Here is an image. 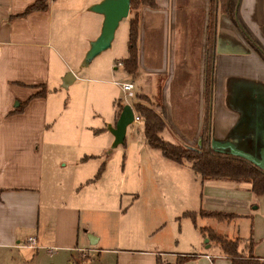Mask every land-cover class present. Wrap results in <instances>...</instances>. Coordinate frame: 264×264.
Wrapping results in <instances>:
<instances>
[{"label":"crops","instance_id":"obj_1","mask_svg":"<svg viewBox=\"0 0 264 264\" xmlns=\"http://www.w3.org/2000/svg\"><path fill=\"white\" fill-rule=\"evenodd\" d=\"M34 1L0 0V264H40L43 250L53 260L68 264L92 263L90 252H96L100 258L106 252L111 253L116 264H174L183 256L186 258L181 264H216L215 257L229 264L218 247L211 248L213 242L201 240L206 237L195 230L196 223L191 224L194 231L185 237L188 244L197 247L194 252L172 250L177 249L176 244L174 248L170 245L172 238L184 236L180 227L176 232L170 231L164 249L150 248L146 243L134 244L137 245L134 248L98 246L113 237L94 230L91 221L85 218L86 213L97 212L101 226L99 213L106 208V198H116L124 191L133 193L123 188L124 182L130 183L129 179L124 181V170L112 169L116 154L111 150L118 146L112 147L114 137L110 132L119 115L116 102L113 117L106 122L108 128L101 124L74 126L76 140L71 145L65 144L74 154L68 159L59 158L65 160L62 165L50 157L46 148L56 149L61 145L49 127V121L56 120L57 107L56 98L50 100L48 95L49 86L55 96V83L62 85L61 77L55 83L52 77L54 64L61 62V52L54 43V27L62 24L60 21L66 13L79 14L101 0H47L45 10L18 16ZM154 1L155 8L144 5L136 11L138 73L132 76L125 72L137 80V84L131 81L135 92L149 97L157 112L164 110L165 128L161 137L182 147H195L205 114L203 85L209 0ZM238 14L264 48V0H239ZM87 17L92 24L82 43L86 49L88 42L99 35L103 20L95 12ZM78 29L81 34L80 21ZM73 79L63 83L67 86ZM42 86L45 94L31 97ZM227 95L234 101L232 105L225 104ZM254 102L256 111L249 104ZM208 134L211 139L230 141L257 155L264 151V58L221 12L216 14ZM125 139L122 144L126 157L132 146ZM148 148L158 150L150 147L146 139L140 140L138 174L141 176L142 166H146L147 178L143 174L142 180L147 179L151 186L140 189L134 200L172 197V190L161 188L162 182L170 186L172 180L179 183V198L183 202L190 200L197 207L196 212L224 211L251 218L257 209V204L253 207L251 204L254 200L258 202L259 196L252 197L249 183L200 180L188 164L175 163L160 150L161 155H155ZM102 163L104 170L94 179ZM154 163L168 170L167 178L164 171L162 176L156 175L152 169ZM60 171L67 172V177L56 181ZM112 184L115 185L110 187ZM30 237L35 241L29 242ZM254 247L253 255L264 258ZM49 248L54 251H48ZM74 252L85 258L78 262Z\"/></svg>","mask_w":264,"mask_h":264},{"label":"rangeland","instance_id":"obj_2","mask_svg":"<svg viewBox=\"0 0 264 264\" xmlns=\"http://www.w3.org/2000/svg\"><path fill=\"white\" fill-rule=\"evenodd\" d=\"M86 6L84 5V8ZM89 7L88 10H83L79 14L74 13L69 15L66 13L60 21L62 24L58 23L54 27V43L57 50L61 52V62L58 60L59 63L54 64V68L52 69L55 70H52V75H54L52 77L55 79L53 80L54 83L61 77L62 85H60L61 82L60 84L55 83L54 86L57 88L55 96H52L51 85L49 86L50 91H47L48 95L50 94V100L56 98L55 101L57 102L55 111L56 120L49 121V127L50 129L53 128L54 135L57 136V144L61 145L56 147V149L53 147L46 148V152L50 154V157L58 160L57 164L60 165L65 160H59V158L68 159L70 155L74 154L71 147H65V144L71 145L76 140L77 130L74 128L75 125L101 124V126L108 128V123L106 122L113 117L115 102H119L123 106L131 104L134 101V94L133 96L125 97L126 92L123 90L121 83L126 81L133 82L134 80L137 84V80L127 75L123 66L118 64V61H121L127 55L126 42L130 17L128 15L119 22L110 47L95 56L87 65H83L89 47L86 49L82 43H84L89 32V27L92 24L87 17L92 12L89 10ZM130 13L132 15V12ZM79 21L82 24L81 34L78 33ZM75 25H77L76 29H74ZM68 73H72L74 79L72 82L67 83L69 85L66 86L63 80L65 81ZM133 92H135V89H133ZM233 102V100H229L227 95L225 104L232 105ZM249 104L251 107H256L255 102ZM254 110L256 111V108ZM127 128L125 141H128L132 148L130 147L131 150L128 151V156L126 157L124 155L125 146L123 144L112 148L113 155L116 154L112 162V169L113 171L124 170V181L129 179L130 183L125 184L124 182L123 188L124 190H133V193L125 194L127 192L124 191V194L116 198H106V208L99 213V218L102 220L101 226L99 225L100 219H97V212L89 210L86 213L85 218L91 221L95 228L94 230H99L98 232L105 235L111 234L113 237L108 242L99 243L98 246L134 248L137 246L134 244L141 243L144 246V243H146L150 248L159 247L164 249L166 248V241L170 231L176 232L180 227L184 236L180 237V239L176 236L172 238L170 245L173 248L174 244L177 246V249L172 250L184 253L194 252L197 250V247L195 248L192 247L193 245L188 244L185 241V237L186 233L188 235L190 231H194L191 224L194 226L196 223L197 227L195 230L198 229V231V226H210L215 232L224 235L228 239L238 238L245 241L251 238L256 245L254 249L259 254H264V193L259 195L258 202L255 200L252 202L251 207L257 204V209L253 211L251 218L242 213H235L237 216L231 219L218 221L211 217L195 215L194 224L189 217L182 216V213L180 214L182 210L183 212H196L197 207L190 200L183 202L179 198L181 191L178 189L179 183L177 182L173 183L170 180V186H168V183H164L165 181L162 182V191L172 190L170 191L172 197L161 200L160 198L149 200L142 197L140 200H134L133 197L137 193L139 194L140 189H150L151 185L147 179L142 180L143 174L147 178L146 166H142L143 174L141 176L138 174L139 167L141 166V158L139 157L141 151L137 148L140 140H145L143 125L131 123ZM53 130H49L48 133H52ZM256 137H258V133ZM150 151L155 155H161L159 149H150ZM145 160L144 158L143 161ZM152 169L156 171L157 176L158 173L162 176L164 171L165 178L168 177V170L162 169L161 164L154 163ZM66 177L67 172L60 171L56 177V181H63ZM114 185L112 184L110 187ZM252 197L256 199L257 196L253 195ZM91 209L94 210V208ZM82 232L84 234L83 227L81 228ZM204 239L206 238H202L201 240L203 241ZM175 240L176 243L174 242ZM178 241L179 243L177 244ZM211 248H217V246L211 244ZM48 251L54 250L49 248ZM256 251L254 252L256 253ZM41 252L43 253L41 256L43 262L40 264H68L64 260H53V256L50 257L49 254H46L47 250ZM74 256L78 262L85 258L79 254L77 255V252H74ZM88 257L93 261L90 264H116L114 255L108 252L104 253L102 258L98 257L96 252H90ZM214 262L216 264H227L226 260L220 259V257H215Z\"/></svg>","mask_w":264,"mask_h":264},{"label":"trees","instance_id":"obj_3","mask_svg":"<svg viewBox=\"0 0 264 264\" xmlns=\"http://www.w3.org/2000/svg\"><path fill=\"white\" fill-rule=\"evenodd\" d=\"M239 0H209L208 17L206 26V47L204 61V99L205 114L203 130L200 135L199 144L195 147H182L165 141L161 137V132L165 128L164 110L157 112L154 109L149 97L141 92H134V101L131 103L134 111L139 114L143 122V133L148 145L152 148L159 149L165 158L178 163H186L189 168L196 174L200 180L221 179L232 182H247L250 184V191L254 196L264 193V169L251 163L250 161L228 151H218L210 146L211 138L208 134V120L211 99V74L214 56V40L216 29V14L221 12L226 14L238 28L242 36L251 46L264 58V48L259 44L257 39L246 28L238 14ZM155 8L157 5L154 0H130L129 7V26L128 38L126 42L127 56L122 59L124 70L136 76L138 73V33L139 17L136 12L141 6ZM47 8V0H36L28 5L22 13L18 14L24 17L34 11H43ZM45 87L36 92L31 97L43 96ZM24 103L22 104V106ZM119 113L122 105L117 102ZM124 144V143H123ZM104 170V163L98 168L94 179H97ZM182 216L189 217L194 224L195 215L200 217H211L218 221H226L237 216L235 213L222 211H210L199 209L197 213L193 211H184ZM199 232L213 242L221 254L225 256L229 264H264V258L253 255L254 242L251 238L242 241L238 238L228 239L224 235L215 232L209 227H199ZM186 257L178 258L174 264H181Z\"/></svg>","mask_w":264,"mask_h":264},{"label":"water","instance_id":"obj_4","mask_svg":"<svg viewBox=\"0 0 264 264\" xmlns=\"http://www.w3.org/2000/svg\"><path fill=\"white\" fill-rule=\"evenodd\" d=\"M129 7L130 0H101L89 7L92 12L101 14L103 20L99 35L90 41L83 65H87L95 56L110 47L119 22L129 15ZM72 78H74L72 73H68L65 82H69ZM133 119L134 113L132 106L130 104L123 105L114 127L110 129L114 137L112 147H116L124 142L127 127L133 122ZM210 146L218 151H228L230 154L244 158L264 169V151L257 155L254 151H245L236 147L230 141H218L214 139H211Z\"/></svg>","mask_w":264,"mask_h":264},{"label":"built area","instance_id":"obj_5","mask_svg":"<svg viewBox=\"0 0 264 264\" xmlns=\"http://www.w3.org/2000/svg\"><path fill=\"white\" fill-rule=\"evenodd\" d=\"M118 64L121 65V66L123 65L121 61H119ZM121 85H122L123 90L126 92V94H125L126 98L128 96H133V94H134V92H133L134 84L131 81L123 82V83H121ZM133 113H134V119H133L132 123L140 124L142 122L141 117L134 110H133ZM28 241L29 242H34L35 240H34L33 237H30V238H28Z\"/></svg>","mask_w":264,"mask_h":264}]
</instances>
